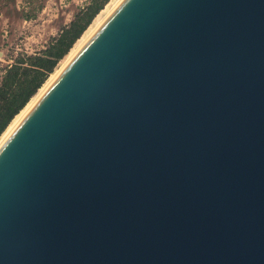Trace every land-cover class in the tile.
<instances>
[{"label":"water","instance_id":"1","mask_svg":"<svg viewBox=\"0 0 264 264\" xmlns=\"http://www.w3.org/2000/svg\"><path fill=\"white\" fill-rule=\"evenodd\" d=\"M0 264H264V0H121L0 144Z\"/></svg>","mask_w":264,"mask_h":264},{"label":"rangeland","instance_id":"2","mask_svg":"<svg viewBox=\"0 0 264 264\" xmlns=\"http://www.w3.org/2000/svg\"><path fill=\"white\" fill-rule=\"evenodd\" d=\"M120 1L109 0L79 39L95 28L101 19L103 23ZM89 2L90 0H0V72L8 59H16L22 53L34 55L43 52ZM97 16H100L99 20ZM6 27L8 36H4L3 28ZM78 40L41 89L69 62V55L78 46Z\"/></svg>","mask_w":264,"mask_h":264},{"label":"trees","instance_id":"3","mask_svg":"<svg viewBox=\"0 0 264 264\" xmlns=\"http://www.w3.org/2000/svg\"><path fill=\"white\" fill-rule=\"evenodd\" d=\"M109 0H90L69 26L41 53L20 54L0 80V137L45 84Z\"/></svg>","mask_w":264,"mask_h":264},{"label":"bare ground","instance_id":"4","mask_svg":"<svg viewBox=\"0 0 264 264\" xmlns=\"http://www.w3.org/2000/svg\"><path fill=\"white\" fill-rule=\"evenodd\" d=\"M117 6V5H116ZM114 9V8H113ZM101 16V15H100ZM100 16H97V20L100 19ZM103 19H101L100 21H98V24L95 28H93L91 31L89 30L88 32V36H83L81 39H79V44L78 46L72 50V52L69 55V60L70 61L75 54L80 50V48L84 45V43L90 38V36L97 30V28L102 24ZM97 23V22H96ZM100 24V25H99ZM65 67V66H64ZM63 67V68H64ZM62 68V69H63ZM62 69H60L56 75V77L60 74V72L62 71ZM55 77V78H56ZM54 78V79H55ZM54 79L49 82L43 89H41L40 93L34 97L29 103L28 105L15 117V119L12 121V123L10 124V126L8 127V129L5 131V133L2 135V137L0 138V144L1 142L9 135V133L14 129V127L20 122V120L25 116V114L28 112V110L32 107V105L35 103V101L41 96V94L49 87V85L54 81Z\"/></svg>","mask_w":264,"mask_h":264},{"label":"built area","instance_id":"5","mask_svg":"<svg viewBox=\"0 0 264 264\" xmlns=\"http://www.w3.org/2000/svg\"><path fill=\"white\" fill-rule=\"evenodd\" d=\"M0 18H1V16H0ZM3 31H4V36H5V35L8 36V32H9V31H8L7 27L4 28ZM15 60H16V59H8V60L5 61L6 64H5L4 68H3V70L0 72V80H1V78H2V75H3L4 71H5V69H6L7 67H10V66L15 62Z\"/></svg>","mask_w":264,"mask_h":264},{"label":"crops","instance_id":"6","mask_svg":"<svg viewBox=\"0 0 264 264\" xmlns=\"http://www.w3.org/2000/svg\"><path fill=\"white\" fill-rule=\"evenodd\" d=\"M4 29V28H3Z\"/></svg>","mask_w":264,"mask_h":264}]
</instances>
